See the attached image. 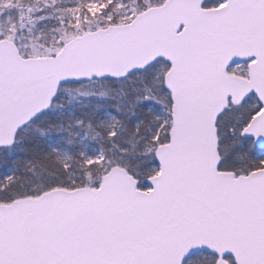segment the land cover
Here are the masks:
<instances>
[{
  "label": "snow or ice",
  "instance_id": "snow-or-ice-1",
  "mask_svg": "<svg viewBox=\"0 0 264 264\" xmlns=\"http://www.w3.org/2000/svg\"><path fill=\"white\" fill-rule=\"evenodd\" d=\"M0 264H264V0H0Z\"/></svg>",
  "mask_w": 264,
  "mask_h": 264
}]
</instances>
